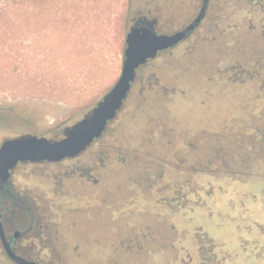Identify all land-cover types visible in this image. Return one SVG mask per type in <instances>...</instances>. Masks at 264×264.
I'll return each mask as SVG.
<instances>
[{"label":"rangeland","instance_id":"rangeland-1","mask_svg":"<svg viewBox=\"0 0 264 264\" xmlns=\"http://www.w3.org/2000/svg\"><path fill=\"white\" fill-rule=\"evenodd\" d=\"M202 1L0 0V144L62 139L118 81L135 20L172 35ZM259 60L264 1L210 0L80 157L20 168L13 183L52 248L62 234L71 264H264V80L221 69ZM15 226L32 239L28 213Z\"/></svg>","mask_w":264,"mask_h":264},{"label":"water","instance_id":"water-1","mask_svg":"<svg viewBox=\"0 0 264 264\" xmlns=\"http://www.w3.org/2000/svg\"><path fill=\"white\" fill-rule=\"evenodd\" d=\"M192 25L172 35L158 34L153 24L133 25L126 36V49L122 73L101 101L80 121L67 128L60 140L28 134L5 141L0 146V179L8 181L19 163H60L83 154L100 139L108 125L123 109L138 71L161 52L170 50L183 42ZM0 239L9 256L18 264H36L16 256L6 239L0 216Z\"/></svg>","mask_w":264,"mask_h":264},{"label":"flooded vegetation","instance_id":"flooded-vegetation-1","mask_svg":"<svg viewBox=\"0 0 264 264\" xmlns=\"http://www.w3.org/2000/svg\"><path fill=\"white\" fill-rule=\"evenodd\" d=\"M209 1L210 0H203L199 4V6L194 4V6L197 7L193 9L194 14H192V23L189 25V26L192 25V31L188 33L186 39L191 34L193 35L206 20L209 10ZM149 24H153L155 26L156 22L148 21L145 17H143L135 20L133 25L148 26ZM180 44H178L177 46H179ZM174 48L170 50H173ZM170 50H166L164 52ZM243 62L244 61H241V64L236 63L237 65L233 67H229L226 64L224 66H221V69H224L223 71L227 72L226 77L230 76L231 80L234 82L239 81V78H241L243 83L250 82V84L255 83V85L257 84L258 86H260L262 80H264V76H262L264 74V63L260 60L258 62L257 61L251 62L249 64ZM229 69H233V70L229 71ZM228 72H230V74H228ZM65 131L66 129L64 130L63 135L65 134ZM22 136L25 135L16 136L14 138L22 137ZM11 139H7V140H11ZM7 140H4L0 144V146ZM66 160H74V159H66ZM40 164H59V163L44 162ZM28 165H37V164H33L30 162L19 163L18 166L15 168V170L12 171L11 177L8 181H3L0 179V216L4 227L6 239L10 245L12 252L16 256L21 257L27 261L34 262L36 264H57L55 263L56 261L62 260L66 264H71L70 260L66 258V256H68L67 248L65 247V249H63V246L65 244L63 243L62 240L63 238L62 234H59L57 246L55 245L53 249L52 244L49 241L47 226L41 225L36 218V213L33 212L30 208L29 209L27 208L26 203L22 201L25 199L20 196V193L17 191L15 184L13 183V178L14 175H16L17 171L20 168L26 167ZM81 179L86 183H90V184L98 182L97 178L92 173H83ZM21 213H28L30 222L34 225L31 228V233L33 235L31 236L32 239H30L29 236L24 238V235H22V233L17 231V227L15 226V220L17 217L21 215ZM0 258L3 262H6V264H18L9 256V254L4 248L1 239H0Z\"/></svg>","mask_w":264,"mask_h":264},{"label":"trees","instance_id":"trees-1","mask_svg":"<svg viewBox=\"0 0 264 264\" xmlns=\"http://www.w3.org/2000/svg\"><path fill=\"white\" fill-rule=\"evenodd\" d=\"M22 201H24V200H22Z\"/></svg>","mask_w":264,"mask_h":264}]
</instances>
